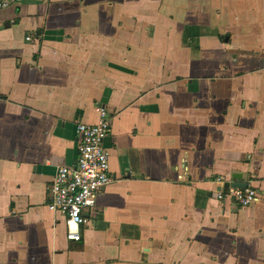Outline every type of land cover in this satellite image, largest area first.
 I'll use <instances>...</instances> for the list:
<instances>
[{
    "label": "crops",
    "instance_id": "1",
    "mask_svg": "<svg viewBox=\"0 0 264 264\" xmlns=\"http://www.w3.org/2000/svg\"><path fill=\"white\" fill-rule=\"evenodd\" d=\"M98 104L111 181L72 242L47 185ZM232 174L251 205L215 198ZM0 264H264V0L1 9Z\"/></svg>",
    "mask_w": 264,
    "mask_h": 264
},
{
    "label": "built area",
    "instance_id": "2",
    "mask_svg": "<svg viewBox=\"0 0 264 264\" xmlns=\"http://www.w3.org/2000/svg\"><path fill=\"white\" fill-rule=\"evenodd\" d=\"M17 2L0 0V10ZM31 38L32 35L25 36L26 40ZM95 111V123L74 122V161L70 165H57L47 185L46 206L64 216L65 239L72 242L80 241L81 226L88 221L84 213L95 211L98 192L111 181L108 154L103 147V140L110 132L111 119L103 105H96ZM213 180L218 184L227 183V189H218L215 198L226 199L234 207H247L258 197L257 190L250 185L232 186V180L221 175Z\"/></svg>",
    "mask_w": 264,
    "mask_h": 264
},
{
    "label": "water",
    "instance_id": "3",
    "mask_svg": "<svg viewBox=\"0 0 264 264\" xmlns=\"http://www.w3.org/2000/svg\"><path fill=\"white\" fill-rule=\"evenodd\" d=\"M231 179L234 180V182H232V186L243 187V186L246 185L244 182H240L239 181V179H240V175L239 174H232L231 175Z\"/></svg>",
    "mask_w": 264,
    "mask_h": 264
}]
</instances>
